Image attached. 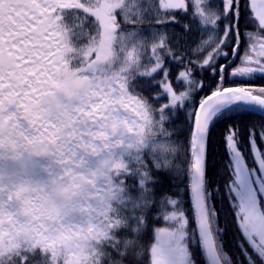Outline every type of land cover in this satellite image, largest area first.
<instances>
[{"label": "snow or ice", "instance_id": "obj_1", "mask_svg": "<svg viewBox=\"0 0 264 264\" xmlns=\"http://www.w3.org/2000/svg\"><path fill=\"white\" fill-rule=\"evenodd\" d=\"M101 42L116 59L98 74L120 75L81 106L72 139H58L56 149L87 164L83 150L110 123L136 128L152 113L163 125L164 154L155 143L127 153L131 171L117 180L128 189L119 211L142 228L123 264H198L197 246L205 264H264V122H228L245 106L264 110V86L231 83L264 75V0H0V138L7 121L14 145L56 140L69 106L42 98L68 60L79 65L75 52ZM178 114L180 126L167 127ZM55 172L51 160L22 158L7 173L0 163V207L17 183L45 184ZM129 177L138 180L135 194Z\"/></svg>", "mask_w": 264, "mask_h": 264}, {"label": "clouds", "instance_id": "obj_2", "mask_svg": "<svg viewBox=\"0 0 264 264\" xmlns=\"http://www.w3.org/2000/svg\"><path fill=\"white\" fill-rule=\"evenodd\" d=\"M75 56L80 58L79 65H74V59L68 60L56 77L51 95L42 98L69 106L55 129L56 140L44 147L22 148L10 141L8 122L2 126L0 163L5 173L18 170L22 158L45 163L51 160L56 172L45 175V184L17 183L5 198L0 207V264H116L111 259L116 246L119 264L129 254L135 257L142 228L119 211L123 207L120 198H128V189L117 180L131 171L127 153L155 143L154 150L164 154L158 142L163 125L152 113L146 125L141 123L136 128L125 122L110 123L108 133L94 135L93 143L83 150L87 164L60 153L57 140L72 139L67 133L79 122L78 117H83L81 106H90L103 90L101 86L120 75L119 71L105 76L97 72L115 62L116 51L109 42L94 44L75 52ZM114 137L123 139L113 141ZM121 231L131 232L132 236L117 235Z\"/></svg>", "mask_w": 264, "mask_h": 264}, {"label": "trees", "instance_id": "obj_3", "mask_svg": "<svg viewBox=\"0 0 264 264\" xmlns=\"http://www.w3.org/2000/svg\"><path fill=\"white\" fill-rule=\"evenodd\" d=\"M90 27V22L87 25ZM139 32L141 35L145 37H149L151 34V29L149 26L144 25L139 28ZM148 55H150V50L147 52ZM143 80L144 78H140ZM231 83H236V84H255L259 86H264V75H258L255 76L254 78L246 79V80H236L232 81ZM232 116L234 119H229V123H239L241 125V128L244 129L246 128L247 125L252 124V123H260L264 122V118L252 113L250 111H245L239 109L237 112L233 113ZM182 122V117L178 114L175 118H172L169 122L166 123V126L169 127L170 129H175L176 127H179ZM224 128H226V125H224ZM223 130V129H222ZM220 153H223V148L221 147L219 149ZM217 159H220V157H217ZM226 159V157H224ZM161 177L164 179L165 186L170 185V181L165 173H160ZM226 175V174H225ZM218 182L221 184L223 183V177H216ZM127 183L131 186L130 191L133 192V194L136 193L138 189V180L135 177H129L127 180ZM156 196H159V190L156 192ZM159 214V207L158 205L154 204L153 208L149 210V215L152 217H155L156 215ZM157 226H163V221L160 220L157 222ZM194 256L196 257L198 264H205V260L202 258L201 254V249L197 246L192 249Z\"/></svg>", "mask_w": 264, "mask_h": 264}, {"label": "water", "instance_id": "obj_4", "mask_svg": "<svg viewBox=\"0 0 264 264\" xmlns=\"http://www.w3.org/2000/svg\"><path fill=\"white\" fill-rule=\"evenodd\" d=\"M241 109H245V110H248V111L255 112V113H257V114H259V115L264 117V110H261V109H258V108L247 107V106H245V107H243Z\"/></svg>", "mask_w": 264, "mask_h": 264}, {"label": "rangeland", "instance_id": "obj_5", "mask_svg": "<svg viewBox=\"0 0 264 264\" xmlns=\"http://www.w3.org/2000/svg\"><path fill=\"white\" fill-rule=\"evenodd\" d=\"M142 2H145V0H142Z\"/></svg>", "mask_w": 264, "mask_h": 264}]
</instances>
